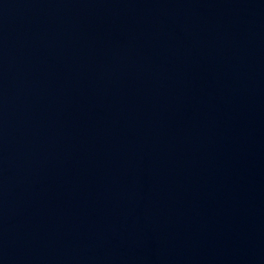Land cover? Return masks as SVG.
Segmentation results:
<instances>
[{"label": "water", "instance_id": "1", "mask_svg": "<svg viewBox=\"0 0 264 264\" xmlns=\"http://www.w3.org/2000/svg\"><path fill=\"white\" fill-rule=\"evenodd\" d=\"M0 264H264V0H0Z\"/></svg>", "mask_w": 264, "mask_h": 264}]
</instances>
